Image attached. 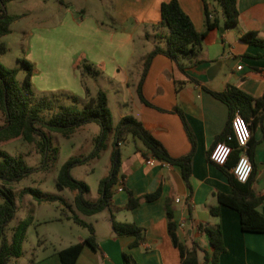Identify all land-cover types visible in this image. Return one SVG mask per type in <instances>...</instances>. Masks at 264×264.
<instances>
[{"label":"crops","instance_id":"crops-1","mask_svg":"<svg viewBox=\"0 0 264 264\" xmlns=\"http://www.w3.org/2000/svg\"><path fill=\"white\" fill-rule=\"evenodd\" d=\"M54 1L55 7L50 12H67V19L56 30L64 28L70 19L71 24L66 27L67 36L70 32L79 31L85 35L81 43H78L79 33L74 39L76 47L84 49V60L101 68L103 77L112 84L116 82L123 90V103H130V113H121V118L127 115L135 117L172 157H180L190 152L191 142L176 112L178 109L183 112L196 142L191 194L179 167L160 162L147 164L151 155L146 150H138L126 157L121 165V180L113 188L112 210L97 214L103 216L92 223L98 249L93 250L86 245L77 264H132L125 261L124 255L131 257L136 264H180V253L168 232L166 206L173 211L180 241L188 248L196 242L203 250L199 252L201 264L204 255L213 252L207 235L199 227L206 223H220L222 227L226 251L220 255L219 264H264V232H244L239 214L227 207H220L219 217L210 212L211 208L218 206L215 193H232L226 176L208 158L232 117L227 105L206 90L219 92L232 85L253 98L264 94V46L240 41L247 32L257 33L258 38L264 41V0H237V26L227 29L221 25L210 32H205L201 0H177L196 30L205 34L203 49L198 57L201 62L182 73L165 56H155L142 86L143 96L149 105L142 103L137 95L143 67H131L135 49L133 38L142 28L156 27L161 21L160 5L170 0ZM92 12L113 14H105V19L100 20ZM145 40L153 41L154 47L155 39L148 32ZM49 45L43 40L39 43V52L43 55L41 62L48 71L45 73L46 80L59 83L75 96L82 95L84 76L80 75L78 62L74 63L72 59L75 54ZM238 66L242 68L238 69ZM39 72L34 67L32 83L39 90H46L48 82L45 86L35 84L37 74L42 75V71ZM134 72H137L135 78L132 77ZM253 139L258 142L253 157L256 171L253 188L264 195V120L254 131ZM119 188L123 190L119 191ZM158 189L161 195L156 201H141L134 210L124 209L129 193L135 198H142ZM259 211L264 216V203ZM111 217L117 222L143 228L145 241L130 247L134 239L116 236ZM87 236L80 237L76 242L83 241ZM59 250L55 249L35 264H60Z\"/></svg>","mask_w":264,"mask_h":264},{"label":"trees","instance_id":"trees-1","mask_svg":"<svg viewBox=\"0 0 264 264\" xmlns=\"http://www.w3.org/2000/svg\"><path fill=\"white\" fill-rule=\"evenodd\" d=\"M5 1L0 0V39L10 32V24L15 20L13 16L7 13ZM201 1L203 2L205 32L218 29L221 25H224L227 29L237 26L239 17L237 0ZM213 1L215 2L214 4L211 3ZM160 16L161 21L156 27L164 28L166 31L160 36V41H155L153 49L145 58L141 78L137 86L138 98L146 105H149V103L143 96L142 86L153 58L157 55H163L175 63L179 71L185 73L187 68L201 62L198 57L203 49L205 39V34L196 30L191 18L182 9L177 0L163 2L160 5ZM240 41L249 45L264 46V41L259 39L255 32L243 34ZM1 48L5 50L4 46H1ZM21 64L25 68V76L20 83L17 80L19 73L17 69L0 66V145L16 138L23 139L27 143L35 145L40 156L39 168L50 170L56 159L58 149L52 148V140L48 132L59 133L61 136L68 138L83 125L96 124L100 127V134L95 140L93 151L87 156L68 159L62 165L56 179V185L59 190L68 189L75 192L74 204L81 215L91 217L105 210H112L113 188L121 180L120 168L122 162L119 146L129 135L134 139H138L146 152L158 162H166L179 167L190 194L192 193L190 179L196 142L182 111L176 110L191 142V150L186 155L172 157L164 145L135 117L131 115L124 116L116 126H113L112 113L105 91L99 90L94 97L89 96L88 98L86 96V103L81 109L76 105L80 100L77 96L71 97L74 101V104L71 105H63L60 101L61 97L56 95L38 98L34 93L32 83L34 66L26 60H22ZM78 70H81L80 72L83 76L86 74H99L94 69V66L86 60L81 64V67H78ZM206 90L214 98L227 105L231 117L236 112H239L249 124L251 138L247 153L253 166L252 174L245 183L239 182L233 174L232 169L239 159L240 150L237 149L231 129V121H229L222 135L217 138L216 143L226 142L233 148L227 162L219 166L231 186L232 193H215L218 206L211 208L210 212L214 217H219L220 207H227L239 214L241 229L244 232L263 233L264 216L259 211V207L264 203V195L257 193L253 188L256 176L253 157L258 143L253 139V133L264 120V94L259 98H253L232 85L219 92ZM45 112L48 114L47 117L44 115ZM109 134H113L114 139V149L110 156L109 175L100 181L99 199L91 201L86 197L89 193L88 185L75 179L71 175V170L98 157L99 153L107 146ZM0 155V182L4 185L18 183L37 170V168L29 167L21 155L15 156L1 151ZM23 193L32 194L34 199L39 202H57L65 208L69 207L66 199L59 195L44 194L32 188L24 189ZM160 195V189L142 198H135L129 193L128 203L124 206V209L134 210L141 204V201L153 202ZM0 199L2 200L0 203V264H13V261L23 254L22 244L33 217L30 215L11 228V239L9 240L6 232L10 223L16 217L17 207L11 190L0 189ZM166 208L168 232L173 245L180 253V264H201L199 252L203 250L196 242H193L191 247L188 248L180 241L177 235L173 211L168 206ZM65 218L72 220L78 226L87 228L89 231V235L83 241L73 243L57 252L60 264H77V259L86 245L93 250L98 249L95 229L92 223L85 221L77 214L72 216L66 214ZM110 222L116 236L132 237L134 239L130 247H136L145 241V230L143 228L132 223L117 222L114 217L110 218ZM199 227L207 235L210 246L213 249L211 255H204L202 264H219L220 255L226 251L221 224L206 223ZM124 259L127 262L136 264L127 255H124ZM29 264H35V262L30 260Z\"/></svg>","mask_w":264,"mask_h":264},{"label":"rangeland","instance_id":"rangeland-1","mask_svg":"<svg viewBox=\"0 0 264 264\" xmlns=\"http://www.w3.org/2000/svg\"><path fill=\"white\" fill-rule=\"evenodd\" d=\"M96 1V0H95ZM54 0H6L5 8L9 15L15 18L10 24V32L0 39V66L6 68L17 69L19 71L17 80L22 82L25 76V68L21 64L22 60L29 61L36 68V71H42V75L37 74L35 84L37 86H45L46 90H39L34 86L33 90L38 98L51 97L56 95L60 98L63 105L74 104L71 97L75 96L67 88L51 79L46 80L45 73H48L47 67L41 62L43 55L39 52L40 41L49 42V46H57L63 52H72L74 63L78 67L85 62L84 49L76 47L74 39L79 33L78 43L84 41L85 35L82 31L70 32L67 36L66 27H69L70 19L66 26L62 29L56 28L63 24L67 19V12H50L55 7ZM211 3H215L214 1ZM107 10L109 8L106 5ZM92 14L100 20L105 19V14H113L112 12H92ZM76 18L78 15L73 14ZM71 17V16H70ZM79 19V18H78ZM73 25V24H72ZM154 38L155 41L160 39V36L165 33L166 29L151 27L140 29L134 36V57L132 59V68H142L143 61L153 49V41L145 40L147 34ZM88 32L87 35L88 36ZM161 40V39H160ZM159 40V41H160ZM152 47V48H151ZM62 70L61 67H58ZM77 68V67H76ZM94 69L99 72L97 75L84 76L82 80L84 93L77 95L80 100L76 104L78 108H82L86 103L88 95L94 97L99 90L106 92L108 96L109 108L112 113L113 126H116L121 119V113H130V103H123L124 92L120 89L119 84L110 83L102 75V69L94 66ZM81 71V70H80ZM137 73V72H136ZM134 72L133 78L136 77ZM81 75V72H80ZM83 77V75H81ZM88 96V98H89ZM45 117L48 116L45 112ZM52 140V148H57L56 159L53 162L50 170L39 168L40 156L35 145L27 143L23 139L16 138L11 141L4 142L0 145L1 152H7L10 155H21L29 167L37 168L30 176L22 179L18 183L4 185L0 182V189L5 188V191L11 190L17 214L15 219L10 223L6 236L11 239V228L15 227L18 222L26 219L30 215L33 217L32 223L28 226L26 236L22 244L23 254L13 261V264H29L30 260L38 263L45 255L53 253L54 250L64 248L69 243H74L80 237L89 235L87 228L76 225L72 220L66 219L65 215L70 216L77 214L80 218L87 222L94 223L95 219L101 218L103 215L85 217L81 215L74 204L75 192L68 189L59 190L56 185V179L62 165L70 158L83 157L89 155L95 148V140L100 134V127L96 124H86L80 127L76 132L68 138L61 136L59 133L48 132ZM113 134L108 135L107 146L103 149L99 156L86 164L74 167L71 170V175L80 181L85 182L89 187L87 198L91 201H97L100 197L99 184L100 181L109 175L110 171V156L114 149ZM121 152V162L124 163L128 155L134 154L138 150H145L144 146L138 139L132 136L121 142L119 146ZM1 160V155H0ZM122 165V164H121ZM122 167V166H121ZM122 168H120L121 173ZM32 188L41 191L44 194L59 195L66 199L69 207H64L60 203L39 202L34 199L30 193H23L24 189ZM2 200L0 199V203ZM106 210L103 214H105ZM106 217H108L106 215ZM120 219V218H118Z\"/></svg>","mask_w":264,"mask_h":264},{"label":"built area","instance_id":"built-area-1","mask_svg":"<svg viewBox=\"0 0 264 264\" xmlns=\"http://www.w3.org/2000/svg\"><path fill=\"white\" fill-rule=\"evenodd\" d=\"M241 68L242 66H238V69ZM231 129L237 149L240 150L239 159L232 171L239 182L245 183L249 180L253 171V166L247 153L249 148V140L251 138V131L249 124L244 120L239 112H236L231 118ZM232 151L233 148L230 145H228L226 142H220L210 153L209 160L217 166H222L227 162ZM156 162L158 161L153 156H151L146 161V163L149 165H154ZM160 163L163 165L168 164L166 162ZM122 190V188H119V191ZM177 201H179V199Z\"/></svg>","mask_w":264,"mask_h":264}]
</instances>
